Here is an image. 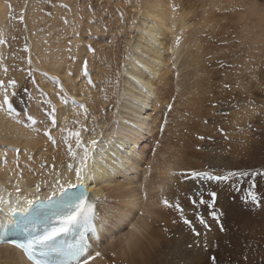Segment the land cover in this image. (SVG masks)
<instances>
[{"label":"rangeland","instance_id":"rangeland-1","mask_svg":"<svg viewBox=\"0 0 264 264\" xmlns=\"http://www.w3.org/2000/svg\"><path fill=\"white\" fill-rule=\"evenodd\" d=\"M8 1H10L11 8L6 20L5 34L7 35L3 37V40L6 41L5 61L10 74L6 75L5 81L15 79L17 82L14 91L16 92L15 99L18 98L21 101L23 108V111L20 110L22 112L18 111L20 114L29 111L30 104L32 106L39 97L38 102L45 99L53 102L50 96L48 98V89L43 86L42 82L40 84L41 79L36 75L35 68L27 62L29 55L28 51H24V48L25 46L29 48L32 38L29 36L31 28L29 27L28 30L25 27L27 22L25 16L28 24L33 28L32 32L42 30V34L48 42L53 43L57 49L58 59L61 62L64 60L65 65L70 66L71 69L75 64L78 69L77 60L82 61L78 56L76 45L80 33H83L87 48L89 45L91 48L103 45V52H100L99 49L96 50V64L98 65L96 67H100L99 69L96 67L92 69L89 66V56L83 59L88 61V77H94L95 71L102 73L104 68L107 71L105 77H95L96 81L94 78H90L93 80L91 87L100 91V100L101 98L105 100L107 97L104 94L108 92L112 97H115L114 101L116 102L117 91L122 85V77L125 76V73L119 69L122 65L123 51L128 48V41L132 40V44L141 43L138 54L147 61L146 65L149 63V68L156 66L153 63L156 60L148 56L142 47L149 44L145 37L147 32L144 30L147 23H144L145 17L138 11V9H147L155 3L154 0H26L28 7L25 9L26 14L23 16V20L21 17H17L16 6L25 0ZM75 1L90 9L92 14H89L88 18H91L93 23L96 22L93 27L95 29L80 28L79 26L80 30L77 32V29H74L75 33L73 32L76 15L72 7ZM162 2L163 7H157L156 3L155 7L163 12L168 8V11H174L186 19L189 28L180 38L187 42L183 47L184 51L181 50L180 61L168 58L170 60L168 63L171 64V73H166L167 75L164 77L161 76V73L155 72L153 73L156 76L154 74L151 77L146 75L147 79H155V82L152 81L154 86L150 91L148 90L149 92L142 93L143 97L140 100L143 105L145 104L143 100H146L150 105L153 99V107L160 110V119L162 116V120H167L168 124L165 125L170 127L174 143L176 145L180 143L177 149L184 156L178 153L177 159L186 160L188 155L187 160L194 163V168L179 169L174 172L176 181L171 184L173 188L169 186L165 199L173 205L178 201L184 210L185 218L192 221L201 235L193 234L191 229L183 223L180 213L175 207L163 205L160 216L152 225L157 230L155 238L160 237L161 242L159 253L152 260V264H212V257L216 258V264H264V200L259 207L254 206L251 202L245 203L250 184L253 182L255 188L252 190L264 196V175L245 177L239 182L235 179L227 182L200 181L194 180L190 176L191 171H207L215 175H224L225 172L233 170L264 172V0H162ZM252 2L258 5L256 14L251 9ZM246 10H249L251 16ZM135 12L138 13L140 20L137 21V27L133 28L129 22ZM243 13L248 16V36L242 35L244 25L240 15ZM31 14H34V19H30ZM65 20L68 21L67 24L64 23ZM214 24L216 26H213ZM83 25L86 26V24ZM84 28L88 33L84 32ZM158 32L160 38L165 39V45L170 46L171 37L163 29H158ZM62 42L65 44L63 45ZM157 45L158 42L156 45L153 44L154 49L147 45V49L154 52L157 50L155 49ZM171 50L170 54L173 53ZM185 52L186 57L184 56ZM112 66L114 67L112 68ZM29 67L33 71L36 83L43 92H47L46 98L41 96L28 77ZM160 67L162 68V65ZM188 71L199 73L197 78H199V83L204 86L202 97L205 106L202 105L200 113H196L198 109L188 107L186 109L188 112L185 110L184 115L177 116L176 114L172 117V109L167 107L164 110V100H167L170 94V102L177 100L178 83ZM83 77L87 78L84 75ZM191 81L193 82L194 79ZM124 98L128 97L125 95ZM115 102L102 106L101 111L94 117L99 116V119H103L107 110H114ZM40 104L42 103L40 102ZM153 107L148 106L147 108L146 114L149 113L151 116L144 117L147 122L143 125V129L137 127L139 131H143V134L140 135L142 141L139 149L142 146L145 147L148 155L150 151L151 155L155 151L153 134L156 135L158 132L157 137L161 133L165 138L169 128L164 127L162 122L160 128L157 129V121L155 124L152 123V117L156 112ZM43 108L42 113L45 115L48 105L43 103ZM183 109L184 107H180L179 113ZM101 114L102 116H100ZM141 116L143 117L142 114ZM91 118L92 116L90 120ZM44 120L50 124L46 116ZM90 120L89 124L95 123L90 126L92 129L99 126V123ZM70 126L72 129L77 128L75 124ZM161 129L163 130L161 131ZM114 134L121 136L119 133ZM200 137H204V139ZM127 143L130 145L128 147H134L132 139H128ZM151 145L153 146L150 149ZM128 147L126 151H129ZM158 147L160 144L156 145V148ZM173 156L176 159V155ZM219 157L224 159L223 163L215 162ZM120 162L124 165L119 163V167L124 171L131 163L129 158L121 159ZM143 163L142 160L137 164L135 169L131 170L132 173L140 174L146 165ZM124 176L125 173L122 174V177L118 176V180H123ZM198 190L203 192V199L206 201L211 200L209 192L217 193L213 208H209L207 205L197 204L194 206L192 204L189 197ZM196 199L198 201L199 197L197 196ZM112 201L117 202V199ZM210 211L219 213V224L223 225V231L220 230L217 221L209 215ZM197 213L205 214L204 219L211 226L210 231L199 224L196 219ZM205 243L207 247H205ZM106 253L107 256L117 255L109 249L105 251V256ZM109 259L111 262V257Z\"/></svg>","mask_w":264,"mask_h":264},{"label":"bare ground","instance_id":"bare-ground-1","mask_svg":"<svg viewBox=\"0 0 264 264\" xmlns=\"http://www.w3.org/2000/svg\"><path fill=\"white\" fill-rule=\"evenodd\" d=\"M154 1L157 7H163L162 0ZM9 2L8 0H0V39L2 40L3 37L7 35L5 34L7 30L6 20L11 8ZM155 3L147 7V9L145 8V10L138 9V11L145 17L144 23H147V27L144 28L147 32L146 36L143 33L147 43H149L147 45H150L149 48L153 47V49V44L156 45V42H158L159 45L158 48V45L156 46L155 49L157 50L154 52L148 50L146 44L142 46L144 52L156 60V62H153L156 66H151V68H149V63L146 65L147 61L138 54V50L141 49V43L132 44V40L128 41V48H126L122 54L121 69L118 68L119 71L125 73V76L122 77V85L117 91L118 97L116 96V102L114 101L115 97H112L108 92L104 94L107 98L105 100L101 98V101L99 99L101 95L100 91L98 92L94 90L95 88L93 89L91 87V85H93V80L89 83V77L84 78L82 74L84 58L86 59L89 56V66H91L92 69L98 66L96 64V50L99 49L100 52H103V45L96 46L95 48L92 47V49L95 50L94 52L89 51L84 43L85 39L83 38V33H80L77 37L76 45L78 47V56H80L79 58L80 60L82 59V61L77 60L78 69L76 67L77 64L71 69L70 66L68 67L65 65L64 60L61 62L58 59L59 54H57V49H55L53 43L48 42L47 38L42 34V30H38L35 33L32 32L33 28L28 24V20L25 16V20L27 21L25 27H27L28 30L29 27L31 28L29 30V36L32 38L27 36L31 39L28 48L29 51L27 53L31 58V65L37 72L36 75L41 79L40 84L43 83V86L48 89V98L50 96V99L53 101L52 103L56 106V127L52 128L51 123L47 124L45 122V115L42 113L44 111L43 103L40 104L41 101L38 102L40 97L35 100L32 106L30 104L28 108L29 111H27L28 114L33 115L39 121L35 126H26L27 120L25 114L19 113L23 111V108L18 98L16 100L15 97H13V105L18 115L9 116L6 112L0 111V196H3L5 200V203L0 204V218L8 222L12 220L13 213L11 212V208L17 206L15 193V185L17 183H19L24 190L23 195L31 198L29 194L31 186L41 179V170L39 168L41 163L47 162L48 165L55 163L58 169L63 170L61 165L66 166L67 163L71 162L66 155V149L62 142V138L66 136L67 133L61 132V129L71 127L70 125H74L73 122L76 120H79L80 123L87 126L88 129H92L90 126L95 125V123L89 124L91 116L94 119L91 118L90 121L93 120L99 123V126L97 125L94 129V135L98 143L96 148L92 150V155L89 160V166L92 169V180L88 182V187L93 190L96 197L95 223L98 229L97 242H100L102 246L101 249L97 247L92 249L93 252L99 251L101 253V256L93 261V264H152V260H154L159 253V245H161L160 237L155 238L157 230H155L152 225L160 216L161 208L164 205L163 200L165 199V194L169 186H171L173 181H176L174 180V172L179 169L194 168V163L187 160L188 155L186 160L177 159L179 154L184 156V154L177 149L180 143L177 145L174 143V138H172L170 133V127L165 125L166 123L162 120V116L160 119V110L153 107V99L150 105L146 100H143L145 103L143 105L140 100V98L143 97L142 93L149 92L152 86H154L153 82H155V79H147L146 75H150L151 77V75L154 74L153 72H155L157 74L161 73V76L164 77V75L171 73V64L169 65L168 62L172 58L176 60L179 59L180 61V56L182 55V51H184L183 47L186 46L185 43L187 42L180 38L189 28L184 16H179L174 11H168V8L163 12L155 7ZM27 7L28 4L26 0L22 4L16 6L17 17H23L26 14L25 9ZM72 8L76 15L75 27L73 30L77 29L76 31L78 32L82 27L95 29L93 27L96 22L93 23L91 18H88L90 16L89 14H92L88 7L78 4V1H75ZM257 8L258 5L252 2L251 9L255 14ZM246 11L248 15L251 16L249 10ZM79 12H81V14H79ZM30 16V19H34V14ZM138 16L137 12L131 16L129 25L133 26V28L137 27L140 20ZM247 18L248 16L244 13L240 15V19L243 21L244 25L243 36H248L247 27L249 24ZM83 24H86V26ZM213 26H216V24ZM122 28H124V26H122ZM87 29H85L84 32H86ZM158 29H163V31L171 37L172 41L170 42V46L167 47L165 45V39L160 38ZM73 32L75 33V30ZM35 34L39 35L36 36ZM62 44L64 45L65 43L62 42ZM6 49L5 43L0 44V63L5 67L8 65L5 61ZM170 49L173 51L172 54H170ZM184 56L186 57V52ZM159 64L162 65V68ZM114 66H112V68ZM97 68L98 67H96V69ZM97 72L95 71V73H93L94 77L90 78H94L96 81L95 77L98 76L99 78H103L107 75L105 68L102 69V73L101 71ZM44 73L48 75L45 76L43 75ZM8 74H10V71L5 74L3 70L0 69V79L5 81L6 75ZM90 74L92 73L90 72ZM198 74L197 71H188L184 77H181V81L178 83L177 100L175 102H170L169 99L171 94L167 100H164V110L170 104L172 117L176 114L177 116L183 114L188 107H194L196 110L198 109L196 113L202 112V105H204V99L202 97L204 86L199 83V78H197ZM154 75L156 76V74ZM51 77H57L63 85L68 99L67 104L62 103L57 97L56 93L59 89L50 79ZM192 79H194L193 82L191 81ZM12 90L9 88V93H11ZM0 93H2V89H0ZM125 95L128 97L127 99L124 98ZM73 100L79 104L85 105L87 108V119H85L83 111L72 103ZM112 102H115L113 106L114 110H107L103 119H99V116L94 117L96 113L101 111L102 106L104 107V105ZM148 106L156 109L155 116L152 117V123L155 124V121H157V129L160 128L162 122L164 123V127H169L165 138L161 133L158 137L156 136L158 132L156 135L153 134L154 145L160 144V147L155 148V151L152 153L153 155H151V151L148 155L146 153V148L143 146L139 149L140 142L142 141L140 135L143 134V131H139L137 127L143 129V125L147 122L144 117L149 115V113L146 114ZM180 107H184L181 113H179ZM77 112L80 114L77 115ZM100 116H102V114ZM75 126L77 128L79 127V125L76 124ZM45 127L52 129V135L57 141L56 145H53L43 134ZM77 128L72 129L71 127L69 129L76 130ZM114 133H119L121 136H115ZM81 135L83 140L87 141L92 138L93 133L90 131L82 132ZM128 139H132L134 147H128L130 146L127 143ZM152 146L153 145H151L150 149ZM127 147L129 151H126ZM13 148L21 149L19 169H17L15 165L16 153L12 150ZM5 153L7 155V163L4 162ZM173 155H176V159ZM28 156H31L32 159L29 160ZM53 156L56 157L55 162L52 160ZM124 158H129L131 161L125 171L119 167L120 165H124L120 162V160ZM142 160L146 164L142 172L140 174L137 172L132 173L131 170L135 169L136 165L141 163ZM223 160V158L219 157L215 162L223 163ZM49 171H51L50 168L44 170L45 173ZM123 173H125L124 179L118 180V176L122 177ZM21 174L23 177L22 179L19 178ZM47 178L49 180L52 179L51 176ZM171 188L173 187L171 186ZM9 193H11V196H9ZM113 199H117V202H113ZM140 210L141 212H139ZM108 249L117 255L107 256L106 253V257L104 253ZM109 257H111V262ZM0 264H30V262L25 258L21 250L10 245V243H3L0 244Z\"/></svg>","mask_w":264,"mask_h":264},{"label":"snow or ice","instance_id":"snow-or-ice-1","mask_svg":"<svg viewBox=\"0 0 264 264\" xmlns=\"http://www.w3.org/2000/svg\"><path fill=\"white\" fill-rule=\"evenodd\" d=\"M67 7V5H64ZM23 17L21 16V20ZM68 23L67 20L64 21ZM6 43V41L0 39V44ZM71 43V42H69ZM89 51H95L88 46ZM24 51H29L25 46ZM28 64L31 65V58H28ZM0 69L5 74L9 71L2 63H0ZM27 75L31 79L32 84L40 92L42 97H47V93L36 83L33 71L29 67ZM43 75L47 76V73ZM83 75L88 77V61L83 62ZM57 86L59 91L56 93L57 97L62 103L67 104L68 99L63 85L60 83L57 77L50 78ZM88 82L91 83L90 77ZM17 82L15 79H10L7 82L0 79V111L6 112L9 116L18 115L14 108L12 97L16 96V92L13 90L9 93V88L15 89ZM225 87H228L225 85ZM27 92V89H25ZM41 103L47 104L48 108L45 113L46 118L50 121L52 128L56 127V106L52 104L51 100L45 99ZM72 103L80 110L83 111L85 119H87V108L84 104H79L76 101ZM171 109V105L168 106ZM80 113L77 112V115ZM27 120L26 126H35L39 121L31 114L25 112ZM79 127L76 130L69 128H62L61 132L67 133L62 138V142L66 149V155L71 162L66 166L61 165L63 170L57 168L53 163L48 165L47 162L41 163L39 168L41 170V179L35 182L31 186L30 196L23 195V189L20 184L15 185L16 193V207L11 208L12 213H26V215L19 217L17 226L21 227L27 232V237L20 243L14 246L20 249L30 264H93V261L97 257L101 256L99 251L93 252L91 245L88 242V234L95 231V200L92 198L91 190L88 187V182L92 180V169L89 166V160L92 155V150L97 146V139L95 138L94 129H88L82 125L79 120L73 122ZM167 123V120H165ZM163 129H161L162 131ZM92 132L91 139L84 141L82 138V132ZM43 134L48 140L56 145L57 141L52 135V129L45 127ZM204 139V137H200ZM16 153L15 165L16 168H20L19 157L21 155V149L13 148ZM26 154V152H25ZM31 160L32 157L28 156ZM55 162L56 157H52ZM4 162L7 163V155L5 153ZM50 168L51 171L45 173L44 170ZM258 175H264V172L258 171H241L233 170L227 171L224 175H215L207 171H191L190 176L194 180L200 181H212V182H227L235 179L237 182L243 180L245 177H256ZM51 176L49 180L47 177ZM22 179V174L19 177ZM255 188L254 182L250 184L245 203L251 202L254 206L259 207L264 196L258 194L252 189ZM43 190V191H42ZM211 197L210 201L203 199V192L196 191L189 197L192 204L196 206L207 205L209 208H213L216 201V192H209ZM11 196V193H9ZM199 197L197 201L196 197ZM5 203L4 197L0 196V204ZM10 203V202H9ZM165 207H175L180 213L181 219L185 225H187L194 235L199 236L196 227L192 221L188 220L184 216V210L180 207L177 201L175 205L169 203L167 199L163 200ZM213 220L217 221L220 230L223 231V225L219 224V216L215 211L211 212ZM196 219L200 225L206 230L210 231V225L199 213L196 214ZM4 222L0 221V227H4ZM191 247V245H190ZM205 247L207 244L205 243ZM212 264H216V258L212 257Z\"/></svg>","mask_w":264,"mask_h":264}]
</instances>
